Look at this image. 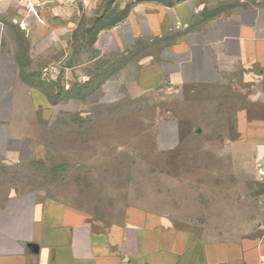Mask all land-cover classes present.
Segmentation results:
<instances>
[{"label": "rangeland", "instance_id": "1", "mask_svg": "<svg viewBox=\"0 0 264 264\" xmlns=\"http://www.w3.org/2000/svg\"><path fill=\"white\" fill-rule=\"evenodd\" d=\"M132 3L80 2L73 16L50 31L63 38L51 45V58L28 57L26 31L6 27L25 81L42 80L52 66L65 75V67L91 65L85 81L68 90L58 78L44 82L54 100L75 97L80 104L64 105L62 120L40 130L32 155L0 162V206L29 193L61 200L104 224L137 206L166 214L173 225L191 228L204 240L253 232L264 221V188L245 151L231 144L236 112L264 105V81L136 85L135 53L117 50L116 39V26Z\"/></svg>", "mask_w": 264, "mask_h": 264}, {"label": "crops", "instance_id": "2", "mask_svg": "<svg viewBox=\"0 0 264 264\" xmlns=\"http://www.w3.org/2000/svg\"><path fill=\"white\" fill-rule=\"evenodd\" d=\"M80 2L91 0H51L34 15L24 1L0 0V162L32 155L40 130L62 120L64 105L80 104L54 100L43 79L19 76L6 27L26 31L28 57L51 58L63 38L50 31ZM116 31L117 50L135 53L142 88L264 81V0H134ZM90 65L65 68L86 74ZM234 138L232 149L244 150L255 171L264 168V105L236 112ZM0 264H264V221L239 238L204 240L154 210L130 206L104 224L56 198L16 194L0 206Z\"/></svg>", "mask_w": 264, "mask_h": 264}, {"label": "built area", "instance_id": "3", "mask_svg": "<svg viewBox=\"0 0 264 264\" xmlns=\"http://www.w3.org/2000/svg\"><path fill=\"white\" fill-rule=\"evenodd\" d=\"M20 1H24L25 7L28 12L37 15V7L51 0H20ZM73 1L74 0H70V2ZM67 70L68 72H70V74H68V72L66 74L65 72L64 75L62 68L60 69L55 66H52L50 68H45L42 72V79L49 80V79L61 78L62 84L66 89L69 88L74 83L85 81L87 75L82 73H74L71 71V69L70 70L67 69ZM47 75H49L50 78H48ZM256 172L260 178L264 177V168L262 166H258Z\"/></svg>", "mask_w": 264, "mask_h": 264}, {"label": "trees", "instance_id": "4", "mask_svg": "<svg viewBox=\"0 0 264 264\" xmlns=\"http://www.w3.org/2000/svg\"><path fill=\"white\" fill-rule=\"evenodd\" d=\"M178 1H181V0H178ZM178 1H176V2H178ZM173 3H175V2H167V3H165V4H167V5H171V4H173ZM58 79H60L61 80V78H58ZM59 80V81H60ZM40 81V80H39ZM43 81V82H42ZM41 81V86H42V88L47 92V93H49L48 92V90L45 88V86H44V82H49L50 80H42ZM61 83H62V81H61ZM74 84H76V83H74ZM74 84L73 85H71L69 88H67L66 90H68V89H70L72 86H74ZM62 86H63V84H62ZM64 87V86H63ZM50 94V93H49Z\"/></svg>", "mask_w": 264, "mask_h": 264}]
</instances>
